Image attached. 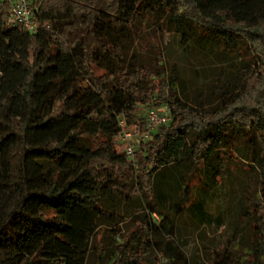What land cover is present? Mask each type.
I'll return each mask as SVG.
<instances>
[{"label":"trees","instance_id":"obj_1","mask_svg":"<svg viewBox=\"0 0 264 264\" xmlns=\"http://www.w3.org/2000/svg\"><path fill=\"white\" fill-rule=\"evenodd\" d=\"M27 1L34 33L7 26L0 0V264H189L162 209L211 223L206 195L243 164L258 177L236 204L251 240L211 260L264 264V0ZM153 4L230 69L214 102L185 101L176 74L126 61L120 39ZM163 104L170 122L127 158L118 116L143 133V110Z\"/></svg>","mask_w":264,"mask_h":264},{"label":"rangeland","instance_id":"obj_2","mask_svg":"<svg viewBox=\"0 0 264 264\" xmlns=\"http://www.w3.org/2000/svg\"><path fill=\"white\" fill-rule=\"evenodd\" d=\"M145 16V21L130 18L131 31L120 39L126 61L145 63L152 70H156L159 65L165 76L176 74L180 96L185 101L214 102L231 76L230 69L217 57V52L202 50L194 43L188 29L176 30L175 23H168L157 5L153 4L152 11ZM184 36L186 42L182 43L180 40ZM84 86V83L76 81L74 87L80 90ZM146 110H143L144 115ZM120 151H123L122 144ZM200 178L195 175L192 183L199 184ZM222 178L217 177L219 184L222 183L221 187L211 189L205 198L204 210L212 219L211 223L200 224L186 212L162 209L164 215L172 213L174 216V223L178 227L176 238L182 243L189 264H212V252L215 249L221 251L226 247L239 253L238 250L244 245L239 244L240 241L248 244L251 240L244 220L236 215V204L237 199L256 184L257 171L246 164L238 165V168L232 166ZM195 193L193 189L191 199ZM13 195L9 194L7 203ZM141 205L140 197H136L128 209L136 214L141 211ZM116 208L117 212H122L125 206L120 204ZM218 217L222 222L220 226L214 222ZM121 227L123 230L130 228L131 221L123 222ZM235 243L239 244L237 250L234 248Z\"/></svg>","mask_w":264,"mask_h":264},{"label":"built area","instance_id":"obj_3","mask_svg":"<svg viewBox=\"0 0 264 264\" xmlns=\"http://www.w3.org/2000/svg\"><path fill=\"white\" fill-rule=\"evenodd\" d=\"M9 6L7 26L21 27L28 33L37 31L39 25L34 11L29 7L27 0H3ZM171 120V111L168 104L159 107L148 108L144 115L146 132H140L127 124L123 114L118 116L119 132L118 141L123 145V152L127 158L132 159L136 147L145 142L150 137V132L154 131L160 125H166ZM166 262V258L162 259Z\"/></svg>","mask_w":264,"mask_h":264}]
</instances>
